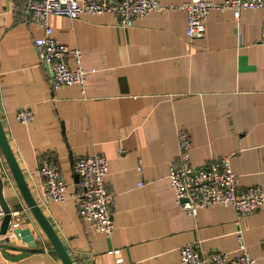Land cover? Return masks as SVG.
Returning <instances> with one entry per match:
<instances>
[{
  "label": "crops",
  "instance_id": "crops-1",
  "mask_svg": "<svg viewBox=\"0 0 264 264\" xmlns=\"http://www.w3.org/2000/svg\"><path fill=\"white\" fill-rule=\"evenodd\" d=\"M158 1L163 10L129 28L107 14L48 18L57 44L79 51L82 93L52 84L33 46L43 32L23 1L0 0V120L10 148L33 197L46 157L67 182L66 201L42 212L75 264H115L114 250L125 264H181L179 249L191 244L204 254H232L242 244L264 264V203L240 219L222 206L187 215L168 181L182 130L191 138L193 166L229 158L239 189L264 191V12L245 11L236 20L229 11H211L204 37L190 40L177 9L190 0ZM67 61L76 68L71 55ZM19 109L33 112L34 122L20 124ZM92 154L108 160L105 185L115 196L109 237L78 216L73 163ZM5 168L3 197L24 213L19 228H29L43 251L9 261L4 253L21 252L2 247L0 235V264H62Z\"/></svg>",
  "mask_w": 264,
  "mask_h": 264
},
{
  "label": "built area",
  "instance_id": "built-area-1",
  "mask_svg": "<svg viewBox=\"0 0 264 264\" xmlns=\"http://www.w3.org/2000/svg\"><path fill=\"white\" fill-rule=\"evenodd\" d=\"M23 9L29 14L31 23L41 29L43 35L33 41L35 53L40 64L51 76L56 87L78 86L84 93L85 73L79 66V51L70 50L57 44L52 30L47 24L50 16L65 17L79 21L87 15H110L115 24L129 28L149 14L163 10L158 0H22ZM177 9L185 13V35L190 40L202 39L205 25L211 11H229L238 20L245 11L264 12V0H224L214 3L207 0H190ZM261 43L264 44V19L261 26ZM68 55L75 61L76 68L68 65ZM16 120L22 125L34 122V113L19 109ZM178 156L171 163L168 181L173 190L176 205L187 215H194L197 210L214 206L234 209L238 219L258 212L264 203V191L259 187L239 189L237 177L231 171L229 158L193 166L190 151V136L179 130L176 133ZM6 164L0 154V167L8 179ZM140 170L139 167L137 168ZM73 173L78 177L76 192L77 211L81 221L107 237L114 231L113 206L115 196L106 189L105 179L108 173V160L104 155L92 154L79 157L73 163ZM41 181L39 194L34 197L42 208L50 203H64L67 199V182L52 158L42 159L36 171ZM22 211H10V221L6 237L17 240L14 230L19 228ZM24 214V213H23ZM5 213L0 209V222ZM115 264H125L120 251L114 250ZM181 264H258L250 257L241 244L234 253L204 254L195 245H185L179 249Z\"/></svg>",
  "mask_w": 264,
  "mask_h": 264
},
{
  "label": "water",
  "instance_id": "water-1",
  "mask_svg": "<svg viewBox=\"0 0 264 264\" xmlns=\"http://www.w3.org/2000/svg\"><path fill=\"white\" fill-rule=\"evenodd\" d=\"M0 154L3 157L6 167L19 191V194L26 206V209L37 223L38 227L43 232L45 238L50 243V253L57 256L62 264H75L77 261L72 260L71 257L66 252L65 248L63 247L61 241L57 237L55 231L53 230L52 226L48 222L47 218L44 216L42 210L36 204L34 197L32 196L28 185L25 181L24 175L14 157V154L10 148L9 142L7 140L6 134L4 132L1 120H0ZM0 209L5 213L1 221L0 227V235L3 236L1 241L2 247L9 250H17L21 253L16 256H10L4 253L5 258L9 261H16L23 257L28 256L30 253H40L42 252V248L36 242L33 232L30 231L29 228L21 229L17 228L14 230L16 235L17 241H20L24 244L25 248H18L15 246L13 241H10L7 237V229L10 221V211L7 202L3 197V188L5 183V176L3 173V169L0 167ZM7 180V178H6ZM75 181L78 183V177L75 176ZM10 185V184H9Z\"/></svg>",
  "mask_w": 264,
  "mask_h": 264
},
{
  "label": "rangeland",
  "instance_id": "rangeland-1",
  "mask_svg": "<svg viewBox=\"0 0 264 264\" xmlns=\"http://www.w3.org/2000/svg\"><path fill=\"white\" fill-rule=\"evenodd\" d=\"M0 172H2V171H0ZM5 182L7 183V180H6V178H5Z\"/></svg>",
  "mask_w": 264,
  "mask_h": 264
}]
</instances>
